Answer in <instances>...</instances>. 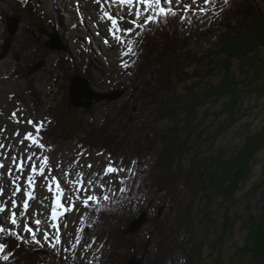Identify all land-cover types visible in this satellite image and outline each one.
Here are the masks:
<instances>
[{
	"label": "rangeland",
	"instance_id": "374dc122",
	"mask_svg": "<svg viewBox=\"0 0 264 264\" xmlns=\"http://www.w3.org/2000/svg\"><path fill=\"white\" fill-rule=\"evenodd\" d=\"M20 1L27 4L0 0V55L8 36V16L12 12L21 16L7 54L0 57V145H5L0 148V163L5 165L0 168V205H7L0 212V228L11 231L18 242L16 246L10 243L13 245L4 254L11 252V258H0V264H51L50 260L69 264L78 257L101 264H126L129 256H142L148 240L146 264H151L153 256H160L161 252L155 255L160 247L167 259L159 264H189L190 247L198 240L203 246L193 264H253L238 252L245 245L251 217L264 216V146L255 155L249 176L232 196L203 189L216 184L211 176L218 164L215 159L223 157L227 163L234 162L247 139L264 128V80L251 83L254 71L245 58L234 59L229 74L223 63L229 56L221 46H230L229 37L228 45H224L225 37L230 34L234 44L245 40L246 3L238 5L237 14L233 7L228 9L229 0H172L163 6L172 9L175 17L134 28L132 33L123 34L124 43H117L108 30L111 21L102 17L105 10L116 14L124 9L111 0H106L104 8L96 0ZM92 3L97 21L89 13ZM148 14L141 12V17ZM71 15L76 18L71 19ZM134 18L128 15L127 21ZM126 26L134 27L130 23ZM231 26L235 28L230 30ZM77 30L80 36L76 39L71 34ZM55 33V46L47 45ZM258 56H264V49ZM39 62L40 68L29 73L31 66ZM74 75L90 81L86 88L91 98L89 106L72 104L70 78ZM220 88L238 89L239 95L233 91L220 97L212 95L193 113L186 111L187 104L181 105L191 101L194 94L205 91L211 95ZM83 99L88 100L85 96ZM168 108L174 111L173 118L166 116ZM17 118L44 122L45 148L28 147L29 141L20 143L34 127L17 123ZM17 130L19 136L15 135ZM179 131L188 142L179 159L182 175L168 193L157 190L155 184L161 188L156 175L163 180L164 171L150 167L158 165L161 139L175 138ZM33 152L37 160L48 156L51 168L50 172L46 170L48 180L35 177L34 189L27 183L30 163L26 159ZM108 154L116 165L123 161V167L133 168L135 175L120 174L127 175L125 184L119 183L115 173L103 175ZM12 157L24 161L23 172L12 163ZM132 161L137 163L132 165ZM148 172L143 178L139 176ZM93 173L101 174L96 181L106 185V193H114L112 198L87 209L77 201L76 207L61 218L57 234L50 226L54 192L48 191L49 182L55 187L51 177L56 176L69 189L74 181H87ZM223 173L221 186H226L230 174ZM13 180L21 186L15 197ZM121 187L127 190L121 193ZM26 190L34 191L36 197L29 200L27 210L23 207ZM11 199L17 200L15 208ZM143 210L147 211L143 225L126 234L129 218L141 215ZM13 211L17 212L15 225L11 223ZM36 219L40 225L35 224ZM184 219L188 224L178 229L177 224ZM157 222L173 228L167 233L169 252L156 230ZM25 226L35 230V238ZM45 231L50 234L47 239ZM3 233L0 243L8 241ZM40 245L41 251L35 252ZM44 245L56 254L52 256ZM30 253L33 256L29 257Z\"/></svg>",
	"mask_w": 264,
	"mask_h": 264
},
{
	"label": "trees",
	"instance_id": "16d2710c",
	"mask_svg": "<svg viewBox=\"0 0 264 264\" xmlns=\"http://www.w3.org/2000/svg\"><path fill=\"white\" fill-rule=\"evenodd\" d=\"M231 3L228 5V9L230 7H233L234 12L238 14L240 12V9L238 5L246 3V6L248 7V10L244 11L245 20H244V27L245 31L247 32L245 34V40L242 41L241 43H233L226 41V37L232 38L230 34L229 36H226L225 39L223 40L224 45L229 42L228 47H224L226 50L227 56L225 57L223 63L225 65V69L227 73L229 74L230 69L232 68V64L234 62V59L236 58H245V61H248L250 64V68L254 71L253 76L251 77V83H255L256 80L261 79L262 81L264 80V56H258L259 52L264 49V0H245V1H240V0H229ZM253 3V5H252ZM250 6V7H249ZM244 9V8H243ZM256 11V12H255ZM253 21V22H252ZM230 25V24H229ZM235 28V27H234ZM233 26H231L230 30L234 29ZM263 31V32H262ZM234 37H237L234 35ZM233 37V38H234ZM233 41V40H232ZM233 43V44H232ZM253 53V57L249 56V53ZM248 56V57H247ZM231 58V59H229ZM258 58H260L258 60ZM231 60V61H230ZM249 68V69H250ZM246 72V71H245ZM261 86H264V82H262ZM221 89V88H220ZM218 89L215 94H206V92H200L197 94H194L192 98L190 99L191 101L187 102L185 101L181 103V105L187 104L186 111L194 112L196 109L201 104L206 103V101L212 97V95L216 97H220L223 95V93L227 91H233L234 95H239V90L238 89H228L222 91L223 89ZM189 91H192L189 89ZM215 97V98H216ZM167 114L166 116L174 117L173 115L175 114L174 111L170 108L166 109ZM169 111V112H168ZM220 130V129H219ZM175 138L170 137L168 140L166 139H161L162 147L159 152V155L157 156L158 159V165L151 166L150 170L154 168L153 171H156L157 169H160V171L163 172L162 179H159V175H156L157 180L161 182V188H159L158 183H155L157 185V190L159 189L160 191H167L168 193L170 192V189L174 186L176 180L178 179L177 177L182 173L183 166L180 163V158L183 154L186 152V143L187 138L181 136V132H177L176 135H174ZM166 145V146H165ZM169 146V147H168ZM264 146V128L260 130L259 133H255L253 136H250L245 144L243 145V148L240 149L239 153L237 156H235V160L232 163H227V161L224 160L222 157H217L215 161H217V165L215 167L214 172H212L211 175L213 179L216 180V184L214 187L212 186H205L203 189L209 190V189H215L217 193L221 194L222 196H232L236 190L239 188L241 182L243 180L247 179V176H249V172L251 170V166L253 165L254 162V157L255 155L262 149ZM173 148V149H172ZM164 162H163V161ZM156 167V168H155ZM168 169V170H167ZM177 169V170H175ZM222 170V172H220ZM168 171V172H167ZM223 172H228L230 174V183L226 186H221V183L224 181V173ZM150 172L141 174L139 173V176L143 178L144 176H147ZM182 175V174H181ZM161 178V177H160ZM181 179V176H180ZM154 182V180H153ZM133 217V216H132ZM130 217L129 219H131ZM254 217V216H253ZM251 217L250 222L248 224L250 225V229L248 231V236L245 239V245L243 249H240V252H238L241 257H248V259L251 261L253 264H264V216H261L260 218H253ZM183 223H178V229L180 225H184L186 223L185 219L182 220ZM172 222V221H171ZM157 228L156 230L162 234L163 240H165L163 243L166 244V247H168V252L169 248L171 247L169 243H167V233L170 231V229H173L172 227H167L166 225H160L157 222ZM177 229V230H178ZM15 245L14 242H11ZM13 244H10L13 245ZM163 245V244H161ZM203 246V243L197 242L195 246L192 248L190 247V259H189V264H193L195 258L197 257V254L200 252L201 247ZM165 247V246H163ZM165 247V249H166ZM196 247H199L198 251ZM9 250V248H8ZM109 250V249H108ZM258 251V252H257ZM159 252L160 256H156L152 258L151 264H159L161 260L165 259L167 255H165L166 251H164V248H159L158 252L155 254L157 255ZM161 254L163 257L161 258ZM263 255V256H262ZM33 256V253H30L29 257ZM261 256L263 258H261ZM160 258V259H159ZM167 259V257H166ZM198 261V258H196ZM51 264H58L55 262V260H50ZM82 258H77L75 259L74 264H81L83 263Z\"/></svg>",
	"mask_w": 264,
	"mask_h": 264
},
{
	"label": "snow or ice",
	"instance_id": "6c2138e0",
	"mask_svg": "<svg viewBox=\"0 0 264 264\" xmlns=\"http://www.w3.org/2000/svg\"><path fill=\"white\" fill-rule=\"evenodd\" d=\"M97 3L101 4V8H104V3L106 0H96ZM112 3L118 4L120 8H123L124 11L121 12L119 9L117 10L116 14H113L107 10L104 11V15L102 18L111 21V25L109 27V32L112 34L113 38L117 41V43H124L125 41L122 39L124 33H132L134 28H140L148 23H159L161 21L167 22L169 17H175L176 13L172 9L165 8L163 4L165 3H172V0H111ZM207 3L208 0H205ZM227 2V0H225ZM141 12L149 13L146 17H141ZM132 15L135 18L130 22L127 21V16ZM122 22H126L122 25ZM127 23H130L132 26H126ZM107 42V41H106ZM131 48L129 52H131ZM126 55L128 53H125ZM16 114L13 113V116ZM17 123H25L27 125L33 126L34 131H30L24 134L23 138L20 140V143L23 144L25 141H29V146H36L38 148H45L46 143L44 142L43 138V131H44V122H35L33 120L22 121L17 118ZM15 135L19 136L20 132L17 130ZM5 147V145H0V148ZM25 151H28V148H25ZM83 155V153H80ZM97 155H103V153H98ZM37 153L33 152L31 155L26 157L27 161L30 163V174L27 178V183L30 188L35 187V177L39 175L43 177L45 180H48L47 172L51 171V168L48 166L49 157L44 155L41 159L37 160ZM108 165L105 167L103 175H109L115 173L119 179L120 184H125L126 180L128 179L127 175L121 176V173H132L135 175V172L131 166L123 167V161L120 162L119 165H116V162L112 159L111 154H108ZM12 163L17 165V168L23 172L24 171V161L19 160L17 157H12ZM79 164V161L75 162ZM137 162L132 161L131 164L135 165ZM5 165L0 163V168H4ZM56 167H59L57 165ZM88 168H91L92 165H87ZM8 173H12V169H8ZM70 175V173L68 174ZM82 173H77V176L82 177ZM100 173H93L92 177L85 181L83 178L74 181L69 189H66L63 186V182H61L56 176L51 177V181H55V187L51 182L48 184V191L54 192V197L52 199L51 204V214L50 218L53 223L50 225L53 229H55L56 233L59 234L60 232V225L62 223L61 218L65 215V213L72 211L76 207L77 201H82L84 208H89L93 204L99 206L103 201H108L112 198V195L105 192L106 185L103 183H97L96 177L100 176ZM112 182L109 181L108 184L110 185ZM13 184L15 185L14 191L12 192V197H15L17 193L20 192L21 186L17 183L16 180H13ZM95 189V191H94ZM127 189L121 187L118 189L119 192L123 193ZM67 193V195H66ZM3 195V189L0 188V196ZM24 195L27 197L23 201V207L25 210L29 207V200L35 199L34 191H25ZM47 199V197L45 198ZM11 205L13 208L17 205L16 199H11ZM7 208V205H0V212H4ZM98 210V209H97ZM17 212L13 211L11 213V223L15 225L17 223ZM81 219H83V214H81ZM36 225H40L41 221L39 219L35 220ZM64 227H67V224H64ZM25 230L28 231L30 234L33 235L35 238V230L32 227L25 226ZM5 231V229L0 228V232ZM80 231H83L80 229ZM50 234L45 231L44 237L45 239L48 238ZM93 238V242H94ZM80 237H77V243H79ZM57 242H59V236L57 235ZM91 245H88L90 247ZM7 249V245L4 243H0V258H3L5 261L11 258L12 253L8 252L5 253Z\"/></svg>",
	"mask_w": 264,
	"mask_h": 264
},
{
	"label": "water",
	"instance_id": "95a60500",
	"mask_svg": "<svg viewBox=\"0 0 264 264\" xmlns=\"http://www.w3.org/2000/svg\"><path fill=\"white\" fill-rule=\"evenodd\" d=\"M20 21H21V16L19 14L14 15V16H8V20H7L8 36L5 41L4 51L2 52L0 57H4L7 54L9 46L12 42V37L17 32ZM52 37L53 39L47 42V45L49 46L51 45L52 47H54L55 44L53 43V41L55 42V38H57L58 35L55 33L53 34ZM16 57L18 58V56ZM41 65H42V62L41 63L39 62L36 65L31 66L29 73H31L32 71L36 69H39ZM89 83H90L89 79L85 77H81L80 75H74L71 77V95L73 98L72 104L86 105V106L90 105L91 98L89 97V92H87L88 90L86 89L87 86H89ZM84 96L87 97L88 100L84 101L83 99ZM146 213L147 211H143L141 215L133 218L129 224V227L125 230V233L136 232L143 225L144 221L147 219ZM149 244H150V240H148V242L145 244V251L143 252L142 257L133 255L126 261V264H144V260L149 254V250H148Z\"/></svg>",
	"mask_w": 264,
	"mask_h": 264
},
{
	"label": "bare ground",
	"instance_id": "6f19581e",
	"mask_svg": "<svg viewBox=\"0 0 264 264\" xmlns=\"http://www.w3.org/2000/svg\"><path fill=\"white\" fill-rule=\"evenodd\" d=\"M19 2H20V5H23L24 3L23 2H21L20 0H18ZM45 2H49V0H44ZM77 1V0H76ZM27 4V3H26ZM25 4V5H26ZM83 4V3H82ZM92 5L93 6H91V8H90V10H89V13H91L90 14V16H91V18L92 17H94V19H95V21H97L96 20V18H95V14H94V10H92V9H95L94 8V6H95V4H93L92 3ZM252 5H253V3H252ZM246 6V5H245ZM24 7H26V6H24ZM106 7V6H105ZM250 7V6H249ZM52 9L54 10V5H53V7H52ZM89 9V8H88ZM264 10V9H263ZM55 11V10H54ZM52 12L54 15H55V12ZM256 12V11H255ZM57 13V12H56ZM85 13L86 12H84L83 13V16L85 15ZM89 13L87 12V14H86V16H89ZM2 14V13H1ZM44 14V13H43ZM230 14V13H229ZM5 15V14H4ZM3 15V16H4ZM9 16H14V14H13V12H12V14L11 15H9ZM75 19L76 17H74L73 15H71V19ZM225 18V17H224ZM67 19H70V18H67ZM50 21V20H49ZM239 21V20H238ZM71 22H73L72 20H71ZM253 22V21H252ZM51 23V22H50ZM97 24L99 23H101V21H99L98 20V22H96ZM72 24V23H71ZM110 25V24H109ZM155 25V24H154ZM63 26V25H62ZM184 27V26H183ZM188 27V26H187ZM91 28V27H90ZM26 29V28H25ZM186 29V28H185ZM24 30V29H23ZM161 31V30H160ZM71 32V31H70ZM154 32V31H153ZM263 32V31H262ZM32 33V32H31ZM171 34V33H170ZM71 35H75V37H76V39H77V37H79L80 36V32L77 30V31H72V34ZM167 36V35H166ZM223 36H224V34H223ZM227 36H229V35H227ZM4 37V36H3ZM32 37V36H31ZM230 37V36H229ZM28 38V37H27ZM34 37H32V39H33ZM66 38V37H65ZM173 38V37H172ZM4 39V38H3ZM141 39V38H140ZM237 39V38H236ZM178 40V39H177ZM187 40V39H186ZM227 41H228V38L226 39ZM230 40H231V38H230ZM234 40V39H233ZM6 41V40H5ZM25 41V40H24ZM75 41V40H74ZM172 41V40H171ZM170 41V42H171ZM174 41V40H173ZM232 41V40H231ZM231 41H230V43H231ZM67 42V41H66ZM233 44V43H232ZM31 45V44H30ZM29 45V46H30ZM172 45V44H171ZM225 45H228V44H225ZM215 46H216V44H215ZM16 47V46H15ZM183 47V46H182ZM68 48V47H67ZM70 48V47H69ZM174 48V47H173ZM217 48V47H216ZM170 49V48H169ZM221 49V48H220ZM226 49V48H225ZM18 50V49H17ZM212 50V49H211ZM190 51V50H189ZM226 51V50H225ZM163 52V51H162ZM165 52H167V51H165ZM19 53V52H18ZM190 53V52H189ZM215 53H217V52H215ZM185 54V53H184ZM208 54V53H207ZM173 56V55H172ZM193 56V55H192ZM20 57V56H19ZM22 58V57H21ZM31 59H33V58H31ZM70 59V58H69ZM231 61V60H230ZM173 64V63H172ZM27 65V64H26ZM32 65V64H31ZM218 65V64H217ZM212 69V68H211ZM242 73V72H241ZM16 74H17V72H16ZM71 79V78H70ZM225 81V80H224ZM226 83V82H225ZM69 85V84H68ZM94 89V88H93ZM187 91V90H186ZM162 94V93H161ZM232 100V99H231ZM70 105V104H69ZM23 106V105H22ZM168 106V105H167ZM184 106V105H183ZM22 110V109H21ZM155 111V110H154ZM195 115V114H194ZM91 123V122H90ZM93 125V124H92ZM222 125V124H221ZM204 130V129H203ZM220 133V132H219ZM15 137V136H14ZM174 137V136H173ZM93 138V137H92ZM78 142V141H77ZM88 142V141H87ZM27 144V143H26ZM92 144V143H91ZM166 146V145H165ZM169 147V146H168ZM18 148V147H17ZM173 149V148H172ZM51 153V152H50ZM188 154V153H187ZM163 161V160H162ZM164 162V161H163ZM190 164V163H189ZM168 170V169H167ZM161 172V171H160ZM168 172V171H167ZM163 174V173H162ZM160 184V183H159ZM162 186V185H161ZM114 189V188H113ZM228 212V211H227ZM149 214V213H148ZM170 214V213H169ZM3 237L4 238H8V241L7 242H5L4 244H6L7 245V248L9 247V245H10V243L11 242H14L15 243V245H17L18 244V242H17V237L16 236H14V234L10 231V232H5L4 231V233H3ZM12 241H11V240ZM24 245V244H23ZM33 247V246H32ZM35 247H33V249H34ZM7 250V249H6ZM6 250H5V253H6ZM37 250H40V247H38V248H36V250H35V252L37 251ZM263 250H264V248H263ZM41 251V250H40ZM258 252V251H257ZM56 254V253H55ZM68 261V260H67ZM81 264H87V263H81Z\"/></svg>",
	"mask_w": 264,
	"mask_h": 264
}]
</instances>
